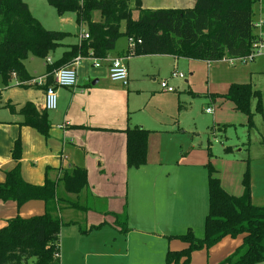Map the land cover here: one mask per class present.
<instances>
[{
    "label": "rangeland",
    "instance_id": "rangeland-1",
    "mask_svg": "<svg viewBox=\"0 0 264 264\" xmlns=\"http://www.w3.org/2000/svg\"><path fill=\"white\" fill-rule=\"evenodd\" d=\"M23 1L44 29L69 34L63 41L65 46L49 55L52 62L61 58L67 45L80 42L82 31L88 32L87 25L77 23L75 14L60 15L47 0ZM130 3L136 8V0ZM133 17L138 19L139 13L135 11ZM93 20L101 21L99 12L94 13ZM124 26L122 24V29ZM128 45L129 40L122 36L110 55L122 53ZM46 62V59L29 56L24 63L26 70L38 77L45 74ZM93 69L96 67L89 59L81 60L77 67L78 87L72 111L75 121H81V107L89 104L87 119L91 124L105 127L109 121L123 116V127L142 126L150 130L147 163L137 169H127L124 163L123 166L108 164L102 166L104 171L99 173V160L95 158L91 181L103 194L123 193V214L128 217L129 231L121 233L108 224L91 231V225L96 222L90 219L99 220L101 215L86 214L88 209L82 212L62 205L57 213L64 223L59 237L61 264H167L169 251L188 246L172 237L191 229L197 238H203L208 213L209 171L223 183L228 194L241 197L240 189L247 172L252 180L254 172L250 169L264 163V59L231 65L227 60L208 64L199 60L174 61L167 56H139L129 61L127 87L109 82L101 93L88 94L85 84ZM173 72L183 74L185 79L172 78ZM165 81L174 89L173 93L164 92L161 84ZM234 84H248L259 94L251 95L245 111L224 98ZM56 93L58 109L49 110L48 114L58 131L64 128V111L57 89ZM41 94L35 88L18 87L16 80L5 87L0 78V124L13 119L10 111L4 108L6 104L11 101L19 104L17 109L28 101L39 104ZM210 96H218L215 103ZM44 102L45 99L43 108ZM208 109L212 113H207ZM99 138L102 145L109 146V135ZM83 156L89 155L83 153ZM159 176L170 178L169 185L161 187L162 181H154ZM178 177L182 180L178 181ZM165 196L168 197L165 217L156 219L158 204L154 201L160 198L165 201ZM107 200L95 199L87 203L103 211ZM106 220L110 219L106 217ZM243 243V235L226 237L210 248L195 251L190 264H225Z\"/></svg>",
    "mask_w": 264,
    "mask_h": 264
},
{
    "label": "trees",
    "instance_id": "trees-1",
    "mask_svg": "<svg viewBox=\"0 0 264 264\" xmlns=\"http://www.w3.org/2000/svg\"><path fill=\"white\" fill-rule=\"evenodd\" d=\"M136 1V8H133L130 0H47L60 15L75 14L79 25H87L90 38L67 45L59 60L47 64L44 88L54 86L55 73L73 65L77 58L107 59L122 36L132 40L129 57L172 56L207 63L246 57L259 42L255 7L264 4V0H198L192 8L158 10L144 9L141 1ZM135 11L139 13L138 19L133 17ZM95 12L100 13L101 21L93 20ZM68 36L64 32L44 29L23 0H0V78L3 85L8 87L15 79L18 86L26 87L33 79L24 63L28 57L48 60L51 53L65 46L63 41ZM251 95L259 94L248 84H234L224 98L245 111ZM4 108L12 115L23 117L22 125L35 129L46 139L50 137L52 124L45 108L39 109L30 102L20 109L11 103ZM122 132L126 134L127 168L144 166L151 132L139 127H128ZM22 155L23 148L18 140L12 150L15 167L0 183V200L15 202L19 208L31 202H42L45 212L30 218L17 216L0 228V264H61L59 237L64 223L57 213L62 205L70 209H88L79 200L72 202L66 198L70 195L79 198L89 190L87 169L64 168L56 179L49 177L47 169L44 184L37 186L26 182L22 176ZM60 186L64 195L59 192ZM243 186L241 197L231 196L209 171L208 213L203 238H197L191 229L172 237L188 246L182 251H169L167 264H190L195 251L239 235H244V243L225 264L264 263V206L253 203L248 172ZM115 226L121 233L129 231L126 213L115 215Z\"/></svg>",
    "mask_w": 264,
    "mask_h": 264
},
{
    "label": "crops",
    "instance_id": "crops-1",
    "mask_svg": "<svg viewBox=\"0 0 264 264\" xmlns=\"http://www.w3.org/2000/svg\"><path fill=\"white\" fill-rule=\"evenodd\" d=\"M140 1L142 8L158 10V9L192 8L198 0H140ZM255 12L257 14L255 17V26L258 25L259 23H262V26H264V4H259V6L255 9ZM256 33L257 35H259L260 33L264 35V27L262 30L256 28ZM128 49H129V45L127 49L122 53L116 54L114 56L110 55L111 54L110 53L107 59L101 61L102 63H104L103 66H101L100 64L99 67H96L94 65L93 59H89L93 62V66H95L96 69H93L91 71V75H87V83L85 84V88H86V92L87 90H89L88 94L101 93L102 89H104L107 85H109V82L112 84H118V85L120 84V83L112 82L109 78V66L111 61L115 58H127L125 64L128 70V77H129L128 64L130 59L135 57L128 56ZM167 57L174 59V61L180 60L172 56H167ZM226 60L229 61L228 59H225L223 61ZM52 63L54 62L47 61L45 64V68H47V64H52ZM27 72L33 78L31 82H29L26 85V87H20L18 86V82L16 80L17 86L20 88H24L26 90L30 88L38 89L42 93L41 94L42 99L39 102V104H35L31 101L28 102L34 104L37 108L42 109L46 89L44 88V85L38 86L33 84L32 82L39 78H42L44 82H46V72L44 75L38 77H33L28 70ZM154 81L156 82L157 80ZM129 82H130V78H129ZM76 87H78V85ZM122 87L124 86L122 85ZM75 88L72 89L57 88L59 98L61 99L60 106L64 111V121H63L64 128H58V131L55 130V125L53 124L54 121L50 120L52 124V130L50 132V137L48 139H46L41 134H39L35 129L22 125L23 118L19 115L11 114L13 117L11 121H4L0 124V183L5 181V174L11 171L15 167V162L12 157V150L14 148L16 141L19 140L23 148V155L21 160V172L26 182L37 186L43 185L46 179L47 169L51 171V172L49 171L48 173L49 177L52 179H56L60 171L64 168H71L72 166L86 168L88 174L89 190L83 193L79 198L73 195L66 196V198L69 200L74 199L72 200L73 202L77 200L84 201L86 202L85 206L88 205L87 202L95 201V199H99V200L108 199L107 207L103 211H99L95 207H90L88 205L89 211L85 212L86 214L92 213L93 215L95 214L97 216L101 215L104 219L102 221L101 216L99 220H97L94 217L93 219H90L91 221L96 222L91 225L90 230L91 231L98 230L97 227H99L100 229L103 225L108 224L113 226V228L116 231L120 232V229L115 226V215H123V196H122L123 193L118 195L116 194V192H105L107 194H103L102 191H100L96 187V185L92 183L90 178L91 175L90 172L91 170L92 171L94 170V166L92 162L93 163L95 162L96 160L95 158L99 160L98 161L99 173H101V170L104 171V168H102V166L108 164L117 163L123 166L124 163V165L127 168L126 134L122 132L127 127V125L126 127H123V116H120L117 119L115 118L114 120L109 121L108 125L105 127L91 124L87 119V113L90 106L89 104L81 107L80 110L81 121H75V117L72 115V111L75 107V90H76ZM210 99L212 102L214 103L216 102V98L210 96ZM11 104L16 106L19 105L12 103V101ZM69 119H74L75 122L71 123ZM79 126H81V128ZM82 127L84 128L82 129ZM137 127L144 129L142 126H137ZM108 132L109 134H107ZM105 135H109L111 137V140L108 144L109 146H107L106 143L102 145L103 142L99 138ZM66 151H68L69 153H67ZM83 153L89 156L84 158ZM67 162L69 163L67 165L68 167H65V164ZM157 164L162 166V163H157ZM260 166H264V163ZM260 166H256L255 168L250 169L251 172H254L253 178L251 180L252 200L255 205L264 206L263 205L264 204V167L258 169L257 167ZM261 174H263V177L261 176ZM181 180L182 178L178 177V181ZM154 181L157 182L162 181L161 187H164L166 185H169L170 178L165 179V177L159 176L158 178L154 179ZM222 184L223 183L221 182V186ZM223 186L222 188L226 189ZM240 190H241L240 192L243 195L244 186H242ZM59 192L61 195H64V190L62 186H60ZM236 194L238 195V193ZM112 195L115 196L112 197ZM231 196L240 197L236 195H231ZM166 197L167 196H165V201L163 200V198L154 201V204H158L157 205L158 207H155L156 214H154V218L161 219L165 217ZM80 211L83 212V210ZM44 212H45V205L42 202H31L19 208L15 202H3L0 200V228L4 227L9 220L17 216H20L22 218H30L33 216L42 215ZM106 217H108L110 220L107 221ZM184 249L181 250L177 249L172 251L177 252V251H182Z\"/></svg>",
    "mask_w": 264,
    "mask_h": 264
},
{
    "label": "built area",
    "instance_id": "built-area-1",
    "mask_svg": "<svg viewBox=\"0 0 264 264\" xmlns=\"http://www.w3.org/2000/svg\"><path fill=\"white\" fill-rule=\"evenodd\" d=\"M256 28L262 30L263 26L262 23H259L255 26ZM261 32V31H260ZM90 38V35L88 32L82 31L80 35V40H88ZM129 43L132 44V40L129 41ZM255 58H263L264 59V35L262 33L259 34V42L255 44L253 47V50L250 52V54L246 57L237 58V59H230L229 62L231 64H235L236 62H246L249 60H254ZM83 60L81 58H77L73 65L69 67H64L60 70H58L55 73L54 76V86H50L45 91V102H44V108L47 111H53L58 108V97L56 93L57 88H67L72 89L75 88L78 84V72L77 67L79 65V62ZM127 58H115L111 61L109 66V78L112 82L120 83L124 87H127L129 84V77H128V70L125 64V61ZM50 62V59L47 60ZM94 65L96 67L100 66V62L102 60H93ZM172 78H179L184 79L183 74H178L177 72L172 73ZM35 85L43 86L46 84L42 78L36 79L32 82ZM162 89L165 92L172 93L174 92V89L169 87L168 82H163L161 84ZM207 113H212L211 109L207 110Z\"/></svg>",
    "mask_w": 264,
    "mask_h": 264
}]
</instances>
